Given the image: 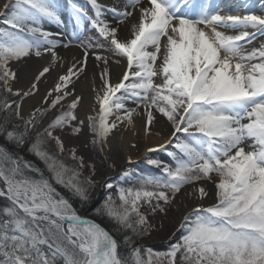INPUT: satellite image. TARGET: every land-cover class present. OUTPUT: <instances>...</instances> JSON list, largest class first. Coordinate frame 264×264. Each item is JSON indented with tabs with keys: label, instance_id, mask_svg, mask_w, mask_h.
Returning a JSON list of instances; mask_svg holds the SVG:
<instances>
[{
	"label": "snow or ice",
	"instance_id": "obj_1",
	"mask_svg": "<svg viewBox=\"0 0 264 264\" xmlns=\"http://www.w3.org/2000/svg\"><path fill=\"white\" fill-rule=\"evenodd\" d=\"M90 3L94 17L77 4L71 5L76 19L90 20L109 44L106 49L99 43L95 47L127 62L118 83L110 82L107 67L101 74L102 94L96 97L99 112L87 117L93 143L103 146L117 121L134 124L137 109L126 107L131 100L137 108L145 106L146 135L153 111L171 124V137L158 147L167 150L172 145L178 150L168 152L175 166L149 159L165 175L137 174L138 187L117 186L119 204L108 195L94 209L96 215L114 223L117 233H124L122 242L130 252L122 255L121 242L99 223L80 216L53 186L55 182L68 189L81 207L90 202V189L96 186L90 177L79 180L77 171L47 150L48 140H54L58 151H64V142L54 130L70 129L73 135L82 131L84 120L73 123L81 97H75L67 111L39 129L42 118L73 95L68 85L84 71L87 51L85 61L70 67L45 94L43 102L48 107L34 109L25 119L23 99L38 91V82L51 68L44 67L22 92L12 87L17 74L10 64L33 54L40 57L42 48L55 61L54 49L60 41L51 37L59 34L44 30L43 23L60 24L62 20L57 0H7L5 11H0V113L5 114L0 116V140L4 141L0 143V198L7 202L0 208V264H264V42L245 51L246 45L264 37V8L257 14L249 0H235L243 14H233L225 11L232 4L222 5L218 0H148V6L143 0H127L124 10L109 9L118 25L133 16L129 8L139 10L131 38L121 39L119 27L102 19L104 8L98 0ZM95 59L105 65L109 62L105 55L97 54ZM156 78L162 82L155 83ZM11 96L20 101L9 100ZM13 114L23 121L22 126L11 124ZM113 115L116 120L109 119ZM9 145L24 148L43 161L50 178L15 155ZM71 155L83 167V157H77L75 149ZM214 175L218 177L215 202L197 205L183 216L179 225L183 235L167 252L134 246V237L147 235L151 229L140 211L143 204L153 213L163 212L161 202L170 204L186 185H192L188 195L203 201L209 191L200 182L212 181Z\"/></svg>",
	"mask_w": 264,
	"mask_h": 264
},
{
	"label": "bare ground",
	"instance_id": "obj_2",
	"mask_svg": "<svg viewBox=\"0 0 264 264\" xmlns=\"http://www.w3.org/2000/svg\"><path fill=\"white\" fill-rule=\"evenodd\" d=\"M253 1L256 0H249L251 4H254ZM259 1H261L260 6H262L264 4V1ZM6 2L7 0H0V11H2V9L4 8L3 6ZM104 2L108 7L112 6L118 8L119 10H124V6L127 3V0H105ZM224 4L233 5L232 7L225 8V11L227 12L236 14L234 12L236 10H240L239 8L235 7V0H226L225 3L223 2V5ZM143 5L148 6V0H143ZM128 10L133 11V16L129 17L128 20H126L123 24L118 25V21H112V19L109 17V14L108 17L104 19L105 21L109 19L110 23H112V27H119L118 35L121 39L131 38V25L133 23H137L139 19L138 9L133 10L129 8ZM242 11L243 10L241 9V11L238 13H241ZM59 39L63 38L61 37ZM56 53L57 56L60 55L63 57L60 61H57L56 59L55 61H53L52 56L44 57L41 59H36L37 57L31 56L29 58L23 59L20 62L11 63L12 70L17 74V78L12 82V86L14 90H21L22 92L27 91L31 87L35 76L38 75V73L44 67L51 68V71L47 73L45 77L41 78V80L38 82V91L32 96L24 98L21 110L24 115L28 114L36 106L44 107L45 104H43V97L58 82L59 77L66 74L67 70L74 64L79 65V63H81L79 59L82 57V55L76 48L65 49V47H59V50ZM71 56L75 57L70 58ZM115 60H110V63H108L107 65L102 64V62L100 63L99 61L97 66L95 65V62L90 61L88 75L81 79L80 77L76 79V77L74 76L72 78L71 84L68 85V90L71 92L77 89V93L73 94L71 96L72 98L81 96V102L77 109V115L85 121L88 136H91V133L89 132V129L87 127V117L99 112V104L96 101V97L103 87V81H101L97 77V73L94 69L97 67V69L99 70V68L102 69L107 67L109 70V74L111 75L110 82L112 84L118 83L122 79L124 72L127 70V62L126 59L124 60L122 58L119 59V63H115ZM83 73L84 72H82L81 75L87 74V71L86 73ZM53 95H55V93ZM117 95L119 94L117 93ZM135 106L136 104H134L130 100L126 102L127 108H134ZM142 107L145 106L142 104L139 108H137L138 114H134L133 116V125H128L126 122L121 125L120 122L117 121V128L113 130L112 133L107 137V141L103 145L107 157L116 161L117 163H126L127 161H129V158H131V161L141 159V157L146 154L148 149L159 148L158 146L161 144H165L170 137L171 133L167 134L161 131V126L165 124L163 120L159 118H157V120H155L157 122L154 123L152 127H150V134L146 135L144 124L146 115L144 116L143 121L139 117V115H141L144 110ZM109 119L116 120V115L111 116ZM63 139H65L66 143L68 144L76 141L66 132L63 133ZM137 145H139L138 149L132 147H136ZM200 184L205 186L209 191V197L201 201L197 199L196 195L187 194L192 191L191 188L183 189V191L177 196L173 209L170 211V215L168 218V225H172L174 223V228L172 229L173 231L179 225L180 219L182 218L183 214L189 209L194 208L200 204L208 205L215 202L214 185H208L207 183ZM157 237L159 238L160 235L155 236L156 239Z\"/></svg>",
	"mask_w": 264,
	"mask_h": 264
},
{
	"label": "rangeland",
	"instance_id": "obj_3",
	"mask_svg": "<svg viewBox=\"0 0 264 264\" xmlns=\"http://www.w3.org/2000/svg\"><path fill=\"white\" fill-rule=\"evenodd\" d=\"M64 1L65 0H57L59 12L61 14L62 23L56 24V23L45 21L43 23V28L46 31L52 32L54 34H59V35H53L51 37L52 39L60 41V45L54 49L55 53L59 50V47L60 48L64 47L63 45L68 44L70 40H71V43L69 44L68 47H65V49L76 48L78 50V52H80V54L82 55V57L80 56L81 58L79 59L80 62L85 61V52L87 51L86 66H85L84 71H83L84 73H86V71H87V74L83 73L84 75H81L82 73H80L78 75V77H76V79L79 77L81 79V78L85 77L86 75H88L89 62L90 61L95 62L96 66L98 65L99 61L94 59L95 55H97V54L108 56L109 61L112 59L115 60L117 58L120 59V57H113V56H111V54L109 52H106L101 48L95 47V45L97 43H99V44L103 45L104 49H106L109 47V44L106 40L103 39V37H101L99 35V32L93 27L90 20H88L86 17L84 19H82L83 25L81 27L78 25L77 21L76 22L74 21V17L76 19V16H75L74 12L72 13V10H71V5L73 3L77 4L81 8L85 9V11L88 13V16L94 17L95 13H94L92 4L90 3V0H67L66 1L67 3ZM104 1L105 0H98V3L100 5H102L104 8V14L102 16V19L104 20L106 17H108V14H109V17L112 19V21H117L113 15V13L111 11H109V9H111L112 6L108 7ZM219 2H221L223 5V2L225 3L226 0H220ZM253 2H254V4H253L254 11L257 14H259L261 8H264V4L262 6H260L261 1H259V0H256ZM13 3H15V0H13ZM240 11H241V9L239 11L236 10L234 13H238ZM240 14H243V11ZM105 15H107V16H105ZM105 22H107L110 26H112V23H110L109 19H107ZM228 34L235 35L237 33L229 32ZM74 35L78 36L79 39H73ZM61 37L63 39H59ZM261 42H264V37H258L251 44L246 45L245 51H251L252 48H254V47L258 48L260 46ZM89 43H91L93 45V47H90V48L87 47V45ZM162 43H163V40H162ZM41 51H42V55L40 57L35 56V54H33L32 57H37L36 59H41L44 57L52 56L51 53L43 52V48L41 49ZM56 57H57L56 58L57 61H60L63 58L60 55L59 56L56 55ZM73 57H75V56H71L70 58H73ZM122 59L125 60V58H122ZM101 62L102 61H100V63ZM160 62L161 61L158 59L157 60V70H158ZM108 63H110V62H108ZM102 64H104V63L102 62ZM79 65H80V63H79ZM79 65H77V66H79ZM10 67H11V64H10ZM11 69H12V67H11ZM53 69H55V68H53ZM94 70L97 73V77L101 81H103L101 79V74H102L104 68H102V69L99 68V70H98L96 67ZM110 78H111V75H110ZM161 82H162L161 78L155 79V83H161ZM101 90L99 91L100 94H102ZM72 92H73V94H76L77 89H75ZM118 94H120V93H118ZM79 97H81V96H79ZM13 99L16 101H20V97H17V96H14ZM73 99L74 98L69 96L65 100L62 101L61 105H58L56 108L49 111L42 118L41 124L39 125V129L47 127L48 123H50L62 111H67L68 105L71 103V101ZM80 102H81V100H80ZM80 102H79V104H80ZM43 104H45V103L43 102ZM79 104L75 110L76 115H77V109L79 107ZM40 107L46 108V107H48V105L45 104L44 107L43 106H38V107L36 106L26 115H24L22 111H21V113L25 117V119H27V117L34 111V109L40 108ZM134 108L137 109V105ZM142 108L144 110H143V113L141 115H139V117L143 121L144 120L143 118L146 115V112H145V107H142ZM21 110H22V106H21ZM97 114L98 113H96L94 115H90V116H96ZM37 115H39V114H37ZM153 115H154V120H153V123L150 127H152L154 125V123L157 122L155 120H157V118H159V119H162L164 124H165V125L161 126V131L164 133H167V134L172 133V131H173L172 126L167 121V119L165 117H163L160 113L155 112V111H153ZM80 120H82V119L77 115V121H74L73 123L76 124ZM146 120H147V116H146L144 124H146ZM123 123L120 122L121 125ZM85 124H84L82 131L78 135H73L71 133L70 129H63V130L56 129V130H54L53 134L55 136H59L61 138V140L64 142V151H63V153H60L58 151L54 140H48L47 150L50 153L56 154L58 156L57 158L59 160L63 161V163L65 165H67L70 169L77 171L79 173V176H78L79 180H82L81 178H83L82 177L83 174H86V176H89V175H87L85 170L88 172L89 168L92 169L91 179L96 182V186L94 188L90 189L91 199H94L98 205H101L108 196V194L107 193L104 194V192L102 190V186L105 184L104 180L106 179V177L114 175L119 171H123L124 167H128V166H131L132 168H139L140 171L142 173H144V172H147L149 169L153 168L154 165H151L148 163V161H146L147 159H149L147 153L143 157H141V159L133 161V163H130V164L126 163V165H124L125 163H123V162L117 163L116 161L108 158L107 155L105 154L104 147L100 143H93V140L95 139L94 135H92L93 133H91L89 131L91 133V136L87 135V129H86ZM33 131L36 132V130H33ZM64 132L68 133L76 141L73 143L71 142L70 144L66 143L65 139H63V133ZM170 136H171V134H170ZM247 143H251V141H248ZM132 147L138 149L139 145H137L136 147H134V146H132ZM73 149H75L77 157H83V164H84L83 167L80 166L79 160L72 159L71 153H72ZM16 152H18V154L22 153L21 150H16ZM151 158H157L161 162L165 161V157L162 155H159V157L151 155ZM29 160H31L34 164H37V162L34 161L33 158L30 157ZM168 162H169V160H168ZM77 163L79 164V166H77ZM93 167L95 170L94 175H93ZM155 167H157V166H155ZM84 168H85V170H83ZM69 175H71V173H69ZM65 179H67V177H65ZM217 179H218V177H216L214 175L213 180L209 181V182L211 184H214ZM53 186L56 187L57 191H59L64 196L62 188L58 184L55 185V182H53ZM109 193L114 198V194H116V193L112 194V191H109ZM176 197H177V195H176ZM174 201H175V199L172 200V202L170 204H168V207L165 208V211H163V212L157 210L155 213L152 212L153 214L148 212V211L145 213L148 216V220L150 222L151 229H150L149 233L147 234L148 236L145 238H142V240H144V239L148 240V239H151L152 237L155 238V236H158V234L160 236H163L162 238L168 237L170 235V233L172 234L175 231V230L174 231L172 230L174 228V226H173L174 223L172 225H168V218L170 215V211L173 209L172 206L174 204ZM117 204H119V203L117 202ZM94 207L95 206L93 205V208ZM83 211H84L83 212L84 214L88 213V211L86 209ZM142 240H141L142 244L140 243L141 245H139V247H141L143 249V247L148 246L149 244H146L145 241H142ZM156 240H158V241H157V243H154V244H162L159 241L160 238L157 237ZM154 244H150V245H154ZM142 255L145 258H147L146 253L142 252Z\"/></svg>",
	"mask_w": 264,
	"mask_h": 264
},
{
	"label": "trees",
	"instance_id": "obj_4",
	"mask_svg": "<svg viewBox=\"0 0 264 264\" xmlns=\"http://www.w3.org/2000/svg\"><path fill=\"white\" fill-rule=\"evenodd\" d=\"M2 20H3V17H2ZM1 20V21H2ZM2 23H0V27H2ZM14 96H11L9 97L8 99L9 100H13ZM5 115L4 113H0V116H3ZM10 122L11 124H14V125H18V126H22L23 124V121L21 120H17L15 118V115L13 114L11 117H10ZM31 136L34 137L35 136V131H32L31 133ZM0 143H4L3 140H0ZM10 147V150L17 156H21L23 157L25 160L31 162L33 165H35L37 168L41 169L45 175L46 178H50L51 174L49 173V171L47 170L45 164L43 163V161H41L40 159H38L36 156H34L33 154L29 153L28 151H26V149L24 148H16L14 145H9ZM15 149H19L22 151V153L18 154ZM52 155L58 157L56 154L54 153H51ZM33 158L34 160H36L39 164H40V167L36 164H34L31 160H29V158ZM84 165V164H83ZM77 166H79V164L77 163ZM169 166H172L174 167L175 164H169ZM87 167V166H86ZM85 170V168L83 169ZM135 171L134 168L130 167L128 169H126L124 172H122V174L120 176H118V178H115L114 182L112 181L113 183V189H112V194L113 193H116L114 194V199H116V202L120 203L119 200H118V193L116 192L117 191V186H120V187H124V188H133V187H138V185L136 184V177L135 175L133 174ZM85 172L87 173V175L89 176H86V174H83L81 178L82 180H85L87 178H91V175H92V169H88V172L85 170ZM126 172H131L132 175L131 176H128V177H125L123 174L126 173ZM31 175H36V173H30ZM147 175H151V176H163L165 175L163 170L162 169H152V171H150ZM81 180V181H82ZM115 183V184H114ZM57 185V184H55ZM117 185V186H116ZM61 188H62V191L64 193V196L66 198L69 199L70 203H72V205L78 210V211H83V210H87L88 213L90 215H92L93 217H95L96 219L102 221L103 223H105L109 228L110 230L113 232V234L115 235L116 239L118 241L121 242V246L119 248V252L122 254V255H128L129 252H130V249L126 248L124 245H123V235L124 233H117L116 231V226L114 225V223L112 221H110L106 216H98L95 214L94 212V209L99 207L100 205H97L93 208V205L95 204V200L94 199H90V202L86 205H84L83 207H81V204H80V201L78 200V198L76 197H73L72 196V193L62 187L61 185H59ZM108 195H110V193H108ZM118 200V201H117ZM7 202L3 199V198H0V208L4 207L5 204ZM153 203H155V201H153ZM161 205L165 208L168 207V205H163V202H161ZM140 211L146 215L145 213L148 211L150 213H152L151 209L149 208V206L147 204H143ZM159 211V210H158ZM153 214V213H152ZM147 216V215H146ZM148 218V216H147ZM149 222V220H148ZM150 224V222H149ZM130 234V233H129ZM148 235H143V236H138V237H134L135 239V245L134 246H138L139 243L141 242L142 238H145L147 237ZM171 243H162V244H154V245H148V246H145L143 248H146V247H151L153 249L154 252H167L169 247H170ZM143 252V251H142Z\"/></svg>",
	"mask_w": 264,
	"mask_h": 264
},
{
	"label": "water",
	"instance_id": "obj_5",
	"mask_svg": "<svg viewBox=\"0 0 264 264\" xmlns=\"http://www.w3.org/2000/svg\"><path fill=\"white\" fill-rule=\"evenodd\" d=\"M200 183H207L208 185H214V184H211L209 181H201ZM187 188H191L192 189V185H189V186H186V187H184V189H187ZM183 191V189L181 190V192ZM180 192V193H181ZM180 193H178L177 194V196L180 194ZM177 198V197H176ZM176 198H175V201H176ZM214 198H215V196H214ZM175 201H174V203H175ZM214 203V202H213ZM97 203L95 202V205H96ZM210 204H212V203H210ZM210 204H208V205H210ZM208 205H204V206H208ZM173 206H174V204H173ZM172 206V207H173ZM192 209V208H191ZM191 209H189V210H191ZM188 210V211H189ZM187 211V212H188ZM187 212H185L184 214H183V216L187 213ZM82 216V215H81ZM183 216H182V218L180 219V222H179V224L181 223V221H182V219H183ZM82 217H85V218H87V219H90V220H94L96 223H99L102 227H104L106 230H108L110 233H111V231L108 229V227H106L102 222H100V221H98V220H96V219H94V218H91V217H87V216H82ZM177 237L178 236H180V231H179V227H178V229H177ZM112 234V233H111ZM113 235V234H112ZM114 236V235H113ZM158 236H159V234H158ZM115 237V236H114ZM163 236H160L159 238H160V242H164V241H168L169 240V238L170 237H172L171 235L169 236V237H164V238H162ZM151 240V241H150ZM145 241V243L146 244H151V243H155V242H157L158 240H156V238H154V237H152L151 239H148V240H144Z\"/></svg>",
	"mask_w": 264,
	"mask_h": 264
}]
</instances>
